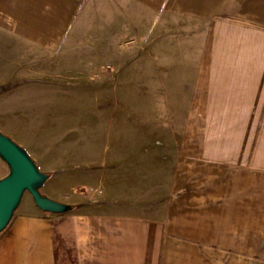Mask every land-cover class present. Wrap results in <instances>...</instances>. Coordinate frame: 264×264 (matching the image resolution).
<instances>
[{"label": "crops", "instance_id": "0c3cea01", "mask_svg": "<svg viewBox=\"0 0 264 264\" xmlns=\"http://www.w3.org/2000/svg\"><path fill=\"white\" fill-rule=\"evenodd\" d=\"M85 50L156 84L138 122L119 112L138 140L84 163L97 188L61 197L70 212L19 207L0 264H264V0H0V93Z\"/></svg>", "mask_w": 264, "mask_h": 264}, {"label": "rangeland", "instance_id": "374dc122", "mask_svg": "<svg viewBox=\"0 0 264 264\" xmlns=\"http://www.w3.org/2000/svg\"><path fill=\"white\" fill-rule=\"evenodd\" d=\"M90 55L85 50L82 55L80 52L72 55L67 64L33 68L29 73L18 69L0 93V133L25 150L42 173L51 176L41 193L59 203V199L67 196L92 195L97 188L91 180L84 179L87 173L80 169L85 162L100 159L114 140H138L132 125L131 129L123 128V115L119 112L125 106L132 107L136 110L133 122H138L141 118L138 110L145 104L139 92L144 90L143 85L153 91L156 86L154 82L141 81L145 68L139 63L131 68L81 66V56ZM146 55L147 52L135 51L132 58ZM126 91L132 93L131 99L124 98ZM146 101L147 106L155 107L154 98ZM142 115L143 121L147 116L148 124L167 119L155 114ZM119 123L122 128L118 127ZM148 135L155 138L153 132ZM148 163L149 169L155 166ZM51 168L56 170L55 175L48 173ZM5 170L0 165V179L5 177ZM26 204H32L28 194L23 196L19 207Z\"/></svg>", "mask_w": 264, "mask_h": 264}, {"label": "water", "instance_id": "95a60500", "mask_svg": "<svg viewBox=\"0 0 264 264\" xmlns=\"http://www.w3.org/2000/svg\"><path fill=\"white\" fill-rule=\"evenodd\" d=\"M0 160L8 168V174L0 179V234L9 226L25 194L44 214L63 215L72 210V206L41 193L50 175L42 173L25 150L1 133Z\"/></svg>", "mask_w": 264, "mask_h": 264}, {"label": "trees", "instance_id": "16d2710c", "mask_svg": "<svg viewBox=\"0 0 264 264\" xmlns=\"http://www.w3.org/2000/svg\"><path fill=\"white\" fill-rule=\"evenodd\" d=\"M51 177V176H50ZM74 209V208H73Z\"/></svg>", "mask_w": 264, "mask_h": 264}]
</instances>
